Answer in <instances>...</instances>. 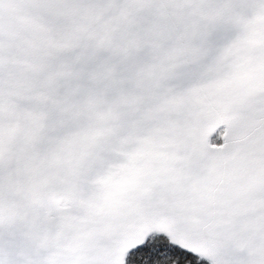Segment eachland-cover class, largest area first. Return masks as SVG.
Masks as SVG:
<instances>
[{
    "label": "snow or ice",
    "instance_id": "obj_1",
    "mask_svg": "<svg viewBox=\"0 0 264 264\" xmlns=\"http://www.w3.org/2000/svg\"><path fill=\"white\" fill-rule=\"evenodd\" d=\"M0 264H264V0H0Z\"/></svg>",
    "mask_w": 264,
    "mask_h": 264
}]
</instances>
